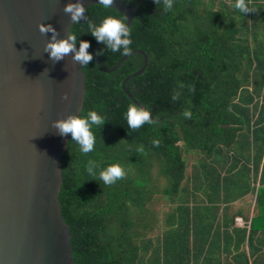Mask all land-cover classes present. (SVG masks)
Instances as JSON below:
<instances>
[{
    "label": "trees",
    "instance_id": "1",
    "mask_svg": "<svg viewBox=\"0 0 264 264\" xmlns=\"http://www.w3.org/2000/svg\"><path fill=\"white\" fill-rule=\"evenodd\" d=\"M167 2L171 11L165 0H141L134 11L129 52L144 50L146 65L133 53L102 70L87 23L71 27L77 48L89 41L94 57L83 66L81 114L106 119L92 152L70 136L62 156L58 199L74 264H264V0H245L247 14L237 0ZM85 16L127 18L102 4ZM124 56L106 50L100 60L113 68ZM127 91L151 110L152 124L128 127L135 101ZM117 163L125 175L105 185L99 171Z\"/></svg>",
    "mask_w": 264,
    "mask_h": 264
},
{
    "label": "water",
    "instance_id": "2",
    "mask_svg": "<svg viewBox=\"0 0 264 264\" xmlns=\"http://www.w3.org/2000/svg\"><path fill=\"white\" fill-rule=\"evenodd\" d=\"M140 1L129 6L113 0L109 6L125 13L130 27ZM74 2L0 0V264H74L72 233L58 199L62 156L71 134L60 136L52 125L81 114L85 73L71 54L60 62L51 60L44 49L52 34L39 28L52 24L59 38H66L73 21L64 7ZM83 3L88 8L99 0ZM100 44L96 43L95 57L106 72L133 53L143 54L147 64L146 52L138 49L107 68L98 54ZM143 69L123 82L124 89Z\"/></svg>",
    "mask_w": 264,
    "mask_h": 264
},
{
    "label": "clouds",
    "instance_id": "3",
    "mask_svg": "<svg viewBox=\"0 0 264 264\" xmlns=\"http://www.w3.org/2000/svg\"><path fill=\"white\" fill-rule=\"evenodd\" d=\"M156 5H159L161 0H154ZM113 3V0H99V4L108 7ZM235 8L241 13L247 14L250 12V8L245 0H237ZM165 11L172 10V4L165 0ZM64 12L70 15L74 24H80L86 22L88 25V33L93 36L98 43L105 46L100 55H103L104 51L110 50L112 53L127 54L130 51L132 44L130 27L125 22L127 18H120L115 16L105 17L99 24L95 23L91 19H87L86 8L83 0H76L74 3H68L64 7ZM41 33H51V39L45 47V51L49 54V58L54 62H60L68 55H72V59L79 63L82 67L89 65L93 61V54L88 51L90 48V42L80 40L79 47L77 48V41L79 37L69 32L66 38H59V32L52 24H40ZM183 87V85H181ZM179 97V93L173 95V100ZM63 99L69 100V95L64 94ZM150 109L139 106L135 103L130 104L126 113V120L128 127L136 130L141 128L145 123L152 124ZM185 118H191L192 113L185 111L183 113ZM106 119L100 115L96 110H89L86 114L70 115L66 119H59L53 122L54 127L60 136H68L71 134L72 141H75L80 150L84 154H88L94 150L95 146V132L94 129L100 126H104ZM155 146H159L158 141L153 142ZM86 172L89 176L94 177L96 180L97 171L96 165L93 161H89ZM125 175V171L120 164H113L107 168L99 171L98 179L105 185L114 184L117 180L121 179Z\"/></svg>",
    "mask_w": 264,
    "mask_h": 264
},
{
    "label": "built area",
    "instance_id": "4",
    "mask_svg": "<svg viewBox=\"0 0 264 264\" xmlns=\"http://www.w3.org/2000/svg\"><path fill=\"white\" fill-rule=\"evenodd\" d=\"M236 222L238 225H243V223H244L243 218H241V217H237Z\"/></svg>",
    "mask_w": 264,
    "mask_h": 264
},
{
    "label": "rangeland",
    "instance_id": "5",
    "mask_svg": "<svg viewBox=\"0 0 264 264\" xmlns=\"http://www.w3.org/2000/svg\"><path fill=\"white\" fill-rule=\"evenodd\" d=\"M248 198H249V197H248ZM241 205H243V201H239V202L235 203V206H236V207H239V206H241Z\"/></svg>",
    "mask_w": 264,
    "mask_h": 264
}]
</instances>
